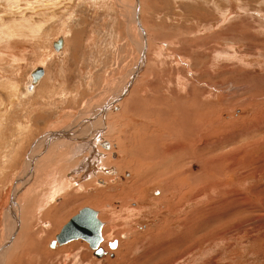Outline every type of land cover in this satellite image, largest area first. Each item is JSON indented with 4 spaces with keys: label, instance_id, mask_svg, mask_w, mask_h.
<instances>
[{
    "label": "rangeland",
    "instance_id": "1",
    "mask_svg": "<svg viewBox=\"0 0 264 264\" xmlns=\"http://www.w3.org/2000/svg\"><path fill=\"white\" fill-rule=\"evenodd\" d=\"M0 264H264V0H0Z\"/></svg>",
    "mask_w": 264,
    "mask_h": 264
},
{
    "label": "water",
    "instance_id": "2",
    "mask_svg": "<svg viewBox=\"0 0 264 264\" xmlns=\"http://www.w3.org/2000/svg\"><path fill=\"white\" fill-rule=\"evenodd\" d=\"M62 46L63 38L61 36L52 41V48L55 53L61 52ZM43 74L44 70L40 66L33 67L29 72L30 82L26 86L29 92H33V88L39 83ZM102 226L103 222L98 218L97 210L83 206L61 227L55 238L49 242V246L53 248L72 240L82 239L93 249L94 254L99 256L103 251V248L99 246L102 240ZM110 246H115V243Z\"/></svg>",
    "mask_w": 264,
    "mask_h": 264
},
{
    "label": "bare ground",
    "instance_id": "3",
    "mask_svg": "<svg viewBox=\"0 0 264 264\" xmlns=\"http://www.w3.org/2000/svg\"><path fill=\"white\" fill-rule=\"evenodd\" d=\"M136 2H137V0H136ZM140 24V23H139ZM138 24V25H139ZM140 30L142 31V32H144V30L142 29V27H140ZM59 36H61L62 38H63V36H62V34L61 35H59ZM56 39V38H55ZM146 39V38H145ZM144 52H145V50H143L142 51V55L144 54ZM57 54H62V49H61V52H59V53H57ZM36 66H40V65H36ZM40 67H42V66H40ZM43 68V67H42ZM33 69V68H32ZM43 70H44V68H43ZM138 71V70H137ZM137 71L135 72V73H137ZM44 74H45V71H44ZM44 74H43V76H44ZM42 76V77H43ZM135 75H133V77H134ZM132 77V78H133ZM42 79V78H41ZM40 79V80H41ZM30 82V77H29V74H28V81L25 83V92L27 93V94H32L34 91H35V88H36V86L39 84H37L34 88H33V92H29L28 90H27V88H26V86H27V84ZM40 82V81H39ZM129 84H131V83H129ZM52 135H55V133L54 134H52ZM102 145L105 147V148H108L109 147V142L107 141V140H105V141H103L102 142ZM30 164V163H29ZM93 169H95L94 167H92V165L91 164H89L88 163V166H87V171L89 172V173H91L92 172V170ZM45 175V174H44ZM45 179H47V175L45 176ZM44 180V179H43ZM48 182H50V183H52L55 187H59V188H61L62 187V184H63V181H62V178H60V177H56V178H53V179H51V180H49ZM63 188V187H62ZM45 198V197H44ZM43 198V199H44ZM44 200H46V199H44ZM41 202H43V201H41ZM40 204V203H39ZM43 206H45V204L43 205ZM43 206L42 205H40V208H43ZM92 208V207H91ZM94 209V208H93ZM97 212H98V215H99V211L97 210ZM73 216V215H72ZM99 218V217H98ZM100 219V218H99ZM69 220V219H68ZM67 220V221H68ZM66 221V222H67ZM102 221V220H101ZM65 222V223H66ZM103 222V221H102ZM64 223V224H65ZM63 224V225H64ZM103 225H104V222H103ZM103 227V226H102ZM101 235H102V228H101ZM102 240H103V235H102ZM101 243V242H100ZM100 243H99V245H100ZM57 246V245H56ZM97 257H99V256H97Z\"/></svg>",
    "mask_w": 264,
    "mask_h": 264
},
{
    "label": "flooded vegetation",
    "instance_id": "4",
    "mask_svg": "<svg viewBox=\"0 0 264 264\" xmlns=\"http://www.w3.org/2000/svg\"><path fill=\"white\" fill-rule=\"evenodd\" d=\"M98 152V151H97ZM99 155H100V153H99ZM90 158V157H89ZM83 161V160H82ZM80 166V165H79ZM95 170V169H94ZM94 170H92V171H94ZM54 174V173H53ZM54 178V175L52 176V178L51 177H49V179L48 180H51V179H53ZM56 178V177H55ZM48 183H50V182H48ZM50 184H52V183H50ZM53 185V184H52ZM55 187V186H54ZM57 190H60V189H62V188H59V187H55ZM115 242H110L109 244L111 245V244H114ZM118 243V242H117ZM108 244V243H107ZM99 246H101V247H103L102 245H101V243H100V245ZM103 250H105L104 249V247H103Z\"/></svg>",
    "mask_w": 264,
    "mask_h": 264
},
{
    "label": "crops",
    "instance_id": "5",
    "mask_svg": "<svg viewBox=\"0 0 264 264\" xmlns=\"http://www.w3.org/2000/svg\"><path fill=\"white\" fill-rule=\"evenodd\" d=\"M63 44H64V43H63ZM94 157H96V155H95ZM88 163L92 165V162H88Z\"/></svg>",
    "mask_w": 264,
    "mask_h": 264
}]
</instances>
